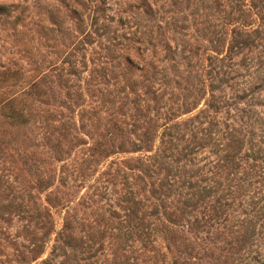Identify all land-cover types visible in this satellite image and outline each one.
<instances>
[{"label": "rangeland", "instance_id": "374dc122", "mask_svg": "<svg viewBox=\"0 0 264 264\" xmlns=\"http://www.w3.org/2000/svg\"><path fill=\"white\" fill-rule=\"evenodd\" d=\"M0 264H264V0H0Z\"/></svg>", "mask_w": 264, "mask_h": 264}, {"label": "trees", "instance_id": "16d2710c", "mask_svg": "<svg viewBox=\"0 0 264 264\" xmlns=\"http://www.w3.org/2000/svg\"><path fill=\"white\" fill-rule=\"evenodd\" d=\"M240 1L241 0H230L231 4L235 7L238 6ZM253 33H256V29L246 30V29H242L241 27L232 28V30H230L228 51H232L233 48L236 49L240 46H245L246 44L251 43L250 35ZM9 116H11V114ZM234 147H235V145H234ZM227 157H229V154H227V153L224 154V158L227 159ZM208 188H210V187H208ZM206 191H208V190H206ZM214 191H216V190H214ZM214 201H217V199L214 198Z\"/></svg>", "mask_w": 264, "mask_h": 264}]
</instances>
